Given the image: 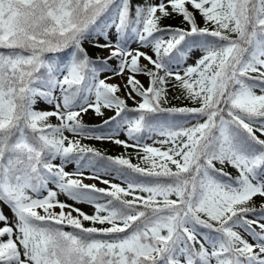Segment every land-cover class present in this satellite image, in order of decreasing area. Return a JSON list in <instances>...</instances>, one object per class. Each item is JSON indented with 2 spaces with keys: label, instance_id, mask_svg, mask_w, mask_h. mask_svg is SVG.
I'll return each mask as SVG.
<instances>
[{
  "label": "snow or ice",
  "instance_id": "snow-or-ice-1",
  "mask_svg": "<svg viewBox=\"0 0 264 264\" xmlns=\"http://www.w3.org/2000/svg\"><path fill=\"white\" fill-rule=\"evenodd\" d=\"M0 264H264V0H0Z\"/></svg>",
  "mask_w": 264,
  "mask_h": 264
},
{
  "label": "rangeland",
  "instance_id": "rangeland-1",
  "mask_svg": "<svg viewBox=\"0 0 264 264\" xmlns=\"http://www.w3.org/2000/svg\"><path fill=\"white\" fill-rule=\"evenodd\" d=\"M113 82H115V81H113ZM173 103L180 104L181 101H173ZM85 121L86 122H91L93 124H96V123H99L100 118L99 117H94L93 115L89 114V115L85 116ZM121 138H123V137H121ZM87 143H92L93 145H95L97 147H101L103 149H107V148L108 149H112V150H115L116 152L122 151V149L119 148L118 146L113 145V144H110V143H106V142L105 143H101V142H98V141H88ZM71 167L72 166L69 165V169L68 170H71ZM86 182H89L90 183L91 181H86ZM98 186L103 187V185H98ZM61 199H63V197H61ZM78 206L79 207H82L86 212L91 210L88 205H83L82 204V205H78Z\"/></svg>",
  "mask_w": 264,
  "mask_h": 264
},
{
  "label": "trees",
  "instance_id": "trees-1",
  "mask_svg": "<svg viewBox=\"0 0 264 264\" xmlns=\"http://www.w3.org/2000/svg\"><path fill=\"white\" fill-rule=\"evenodd\" d=\"M166 23L177 24V23H179V21L178 20H170V21H167ZM90 144H92V143H90ZM104 150L107 151L109 154H112V155H117L121 152V151L116 152L115 150L108 149V148L104 149Z\"/></svg>",
  "mask_w": 264,
  "mask_h": 264
}]
</instances>
